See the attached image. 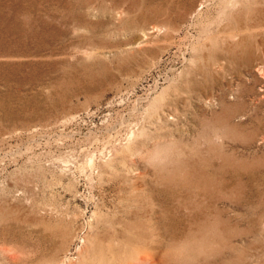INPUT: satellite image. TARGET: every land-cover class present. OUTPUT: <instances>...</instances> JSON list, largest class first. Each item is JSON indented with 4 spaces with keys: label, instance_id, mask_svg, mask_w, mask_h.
Masks as SVG:
<instances>
[{
    "label": "rangeland",
    "instance_id": "rangeland-1",
    "mask_svg": "<svg viewBox=\"0 0 264 264\" xmlns=\"http://www.w3.org/2000/svg\"><path fill=\"white\" fill-rule=\"evenodd\" d=\"M0 264H264V0H0Z\"/></svg>",
    "mask_w": 264,
    "mask_h": 264
},
{
    "label": "bare ground",
    "instance_id": "bare-ground-1",
    "mask_svg": "<svg viewBox=\"0 0 264 264\" xmlns=\"http://www.w3.org/2000/svg\"><path fill=\"white\" fill-rule=\"evenodd\" d=\"M133 133V132H132ZM103 153V152H102ZM103 155V154H102Z\"/></svg>",
    "mask_w": 264,
    "mask_h": 264
}]
</instances>
